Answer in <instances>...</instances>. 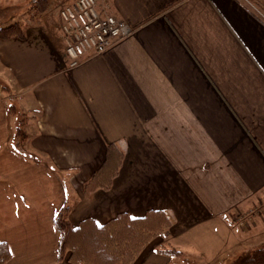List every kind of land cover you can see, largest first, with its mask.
I'll list each match as a JSON object with an SVG mask.
<instances>
[{
    "label": "crops",
    "instance_id": "obj_1",
    "mask_svg": "<svg viewBox=\"0 0 264 264\" xmlns=\"http://www.w3.org/2000/svg\"><path fill=\"white\" fill-rule=\"evenodd\" d=\"M108 2L132 32L74 67L58 12L55 28L25 23L23 35L0 36L3 264H72L57 260L64 203L72 226L163 211L169 227L131 264H186L191 244L192 264H228L264 238V220L244 227L233 216L264 195V0ZM108 145L121 165L109 188L85 195ZM212 232L222 236L210 257ZM230 241L232 253L218 252Z\"/></svg>",
    "mask_w": 264,
    "mask_h": 264
},
{
    "label": "trees",
    "instance_id": "obj_2",
    "mask_svg": "<svg viewBox=\"0 0 264 264\" xmlns=\"http://www.w3.org/2000/svg\"><path fill=\"white\" fill-rule=\"evenodd\" d=\"M5 30V27L0 29L3 37L22 35L21 30L14 34ZM121 161L122 152L108 145L105 160L84 182V193L87 195L96 188H109ZM67 212L68 206L64 203L55 213L53 224L59 235L57 260L67 256L72 264H131L144 246L152 238L161 236L170 225V219L161 210H148L140 217L120 212L101 225L85 218L77 226L70 224ZM87 242L94 244L93 247ZM157 251L170 256L180 254L174 247L164 245ZM8 257L7 245L1 242L0 264ZM228 264H264V244L239 253Z\"/></svg>",
    "mask_w": 264,
    "mask_h": 264
},
{
    "label": "built area",
    "instance_id": "obj_3",
    "mask_svg": "<svg viewBox=\"0 0 264 264\" xmlns=\"http://www.w3.org/2000/svg\"><path fill=\"white\" fill-rule=\"evenodd\" d=\"M59 30L69 67L86 53H100L127 37L132 27L109 11L108 0H69L59 6Z\"/></svg>",
    "mask_w": 264,
    "mask_h": 264
},
{
    "label": "rangeland",
    "instance_id": "obj_4",
    "mask_svg": "<svg viewBox=\"0 0 264 264\" xmlns=\"http://www.w3.org/2000/svg\"><path fill=\"white\" fill-rule=\"evenodd\" d=\"M67 0H0V29L2 27H5V30L7 33H19V30L22 31L23 35V30L21 29V25L23 26L25 23L27 24H34V23H42L43 24H49L48 26H53L55 28L56 26V16L57 12L59 10V6ZM25 21V22H24ZM47 23H46V22ZM26 25V24H25ZM24 25V26H25ZM44 26V25H43ZM52 28V29H53ZM54 30V29H53ZM0 36H2L0 34ZM65 51V50H64ZM19 115V113H17ZM14 115L11 116L10 118L13 119ZM13 125L12 121L10 124V144H16L17 140L22 139L21 131H18L16 133V137L13 138ZM17 139V140H16ZM84 185V184H82ZM82 190L84 193V187L82 186ZM85 194V193H84ZM86 195V194H85ZM89 195V194H87ZM260 201L255 200L256 203L253 206L254 208L247 212L246 214L244 213H234L233 216H235V220L238 222V224H241L245 227L247 225L246 221L249 222V219H253L254 222L261 224L262 220H264V195H262L260 198ZM67 206V205H66ZM70 207H68L69 211ZM68 218V212L66 214ZM230 217V216H229ZM250 224V223H248ZM264 236V232L262 233ZM222 234H218L216 232H212L208 235L209 242H214L211 244H206L207 245V250L204 252L209 255L210 257L214 254V252L217 250L219 246H221L218 242L221 240L220 237ZM254 245H261L264 244V238L260 239V241L254 242ZM88 246L93 247L90 242H87ZM202 244V249H203ZM236 244L233 241H230L229 245L225 246V248L220 249L218 252H226L227 250L232 253L233 248L236 247ZM58 246V244H57ZM165 247H173V245H169ZM190 255H186L187 257L190 258V261L186 264H192V244L190 245ZM175 248V247H174ZM176 249V248H175ZM235 254V253H234ZM233 254V256H234ZM66 258L63 257V259ZM61 259V260H63ZM184 256L176 257L173 259L172 263L173 264H183ZM60 260V261H61ZM201 263V262H199Z\"/></svg>",
    "mask_w": 264,
    "mask_h": 264
}]
</instances>
